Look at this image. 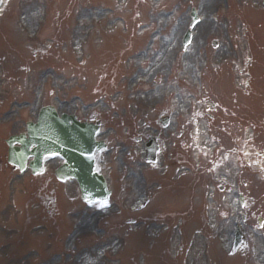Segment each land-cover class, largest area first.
<instances>
[{"label":"rangeland","instance_id":"1","mask_svg":"<svg viewBox=\"0 0 264 264\" xmlns=\"http://www.w3.org/2000/svg\"><path fill=\"white\" fill-rule=\"evenodd\" d=\"M226 1L3 0L0 264H258L264 1ZM191 7L199 21L182 47ZM46 104L99 120L105 202L84 203L75 181H57V157L38 175L6 164L3 139ZM149 135L160 145L154 163L143 160ZM236 191L248 219L231 256Z\"/></svg>","mask_w":264,"mask_h":264},{"label":"water","instance_id":"2","mask_svg":"<svg viewBox=\"0 0 264 264\" xmlns=\"http://www.w3.org/2000/svg\"><path fill=\"white\" fill-rule=\"evenodd\" d=\"M42 112L41 120L28 123L27 136H19L21 146L10 148V160H13V157H22L19 160L22 161L25 157L33 155L35 160L31 164H34L48 151L56 150L65 158L64 164L57 170L58 177H74L84 200L105 199L108 194L105 181L93 171L92 150L101 146V142L93 139L96 126L80 124L65 114L57 117L48 108H44ZM12 141L13 138L9 139L8 143L11 145Z\"/></svg>","mask_w":264,"mask_h":264}]
</instances>
